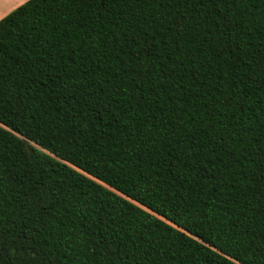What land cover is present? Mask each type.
I'll use <instances>...</instances> for the list:
<instances>
[{"label": "trees", "instance_id": "16d2710c", "mask_svg": "<svg viewBox=\"0 0 264 264\" xmlns=\"http://www.w3.org/2000/svg\"><path fill=\"white\" fill-rule=\"evenodd\" d=\"M0 264H264V0L3 17Z\"/></svg>", "mask_w": 264, "mask_h": 264}, {"label": "crops", "instance_id": "0c3cea01", "mask_svg": "<svg viewBox=\"0 0 264 264\" xmlns=\"http://www.w3.org/2000/svg\"><path fill=\"white\" fill-rule=\"evenodd\" d=\"M27 0H0V20Z\"/></svg>", "mask_w": 264, "mask_h": 264}]
</instances>
